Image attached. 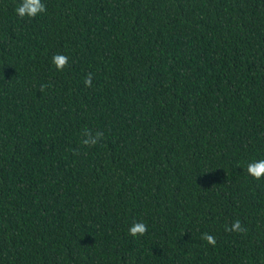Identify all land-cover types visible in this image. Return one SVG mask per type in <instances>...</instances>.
<instances>
[{"label": "trees", "instance_id": "16d2710c", "mask_svg": "<svg viewBox=\"0 0 264 264\" xmlns=\"http://www.w3.org/2000/svg\"><path fill=\"white\" fill-rule=\"evenodd\" d=\"M43 2L0 0V264H264V0Z\"/></svg>", "mask_w": 264, "mask_h": 264}, {"label": "clouds", "instance_id": "9594fccd", "mask_svg": "<svg viewBox=\"0 0 264 264\" xmlns=\"http://www.w3.org/2000/svg\"><path fill=\"white\" fill-rule=\"evenodd\" d=\"M16 15L21 18L34 19L41 13L47 11L46 5L43 0H19L18 5L14 9ZM52 63L57 71H63L68 64V57L63 54H55L52 57ZM92 74L88 73L85 78V85L91 86ZM46 85H40L38 90L43 93ZM104 137V132L95 130L90 127H84L79 132V143L81 148H92L96 146ZM79 152V149H75ZM246 172L255 180L264 178V159L254 160L248 163ZM148 227L141 221H133L128 228V234L134 238L141 237L146 234ZM228 232L246 233L247 228L244 227L239 219L233 221L227 228ZM202 239L206 240L208 244L215 246L216 240L214 236L204 233Z\"/></svg>", "mask_w": 264, "mask_h": 264}]
</instances>
